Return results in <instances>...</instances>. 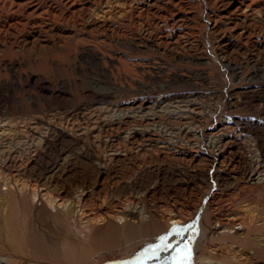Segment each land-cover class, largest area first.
<instances>
[{"label": "rangeland", "instance_id": "1", "mask_svg": "<svg viewBox=\"0 0 264 264\" xmlns=\"http://www.w3.org/2000/svg\"><path fill=\"white\" fill-rule=\"evenodd\" d=\"M166 234L264 264V0H0V264H173Z\"/></svg>", "mask_w": 264, "mask_h": 264}, {"label": "bare ground", "instance_id": "2", "mask_svg": "<svg viewBox=\"0 0 264 264\" xmlns=\"http://www.w3.org/2000/svg\"><path fill=\"white\" fill-rule=\"evenodd\" d=\"M33 194L36 195L37 193L35 191H33ZM45 200L52 205V207H55V209H57L58 207L53 205L55 203V199L51 196H47L45 198ZM81 201V200H80ZM62 207L67 206L66 202H62L60 204ZM79 206V205H78ZM76 204L74 203L71 207L70 210H67V212H72L73 215L72 216H77L79 217L82 221H81V227L78 228V231L82 232L84 228H89L90 226H94V228L98 227L101 223H105L107 224L106 228L107 229H119L120 225H122L123 227H126L127 225H130L129 223L132 222L133 224H136L137 222H140V229L142 230H148L147 228H149V224L150 222H153V218L151 216V212L146 208V206L140 205V206H136L133 208H130L129 206H127L125 208V210L121 213H116L113 214L112 216H91L88 214H85V211L83 209H77ZM124 208V207H123ZM57 211V210H56ZM114 212V211H113ZM102 214V213H101ZM95 215V214H94ZM156 215V214H155ZM139 217V220L137 221L135 218ZM118 221V222H117ZM156 222V221H155ZM181 222V220H172V222H170V224L172 225H177ZM131 224V225H133ZM156 224V223H155ZM158 229V228H157ZM146 236L148 235V231H141L140 233H131L132 238L137 239L140 235V237L142 235ZM239 256L238 253H233L231 255V257L237 258ZM206 259H204L203 262H201V264H205L207 262H205ZM210 261V260H208ZM209 264H214L213 262H210ZM221 264H227V263H221Z\"/></svg>", "mask_w": 264, "mask_h": 264}, {"label": "snow or ice", "instance_id": "3", "mask_svg": "<svg viewBox=\"0 0 264 264\" xmlns=\"http://www.w3.org/2000/svg\"><path fill=\"white\" fill-rule=\"evenodd\" d=\"M184 228L176 225L172 228L171 233L176 237H182ZM183 240H179L175 245L169 242V236L163 235L158 238V242L149 246L146 251L151 252L148 259H153L158 252L172 250L175 254L171 257L173 264H189L190 261V250L186 244L181 247Z\"/></svg>", "mask_w": 264, "mask_h": 264}]
</instances>
